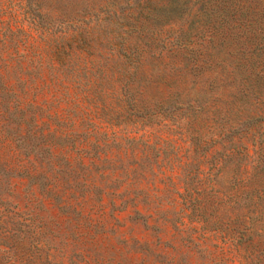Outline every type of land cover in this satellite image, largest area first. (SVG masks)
<instances>
[{
  "label": "rangeland",
  "instance_id": "1",
  "mask_svg": "<svg viewBox=\"0 0 264 264\" xmlns=\"http://www.w3.org/2000/svg\"><path fill=\"white\" fill-rule=\"evenodd\" d=\"M24 2L0 264H264V0Z\"/></svg>",
  "mask_w": 264,
  "mask_h": 264
},
{
  "label": "trees",
  "instance_id": "2",
  "mask_svg": "<svg viewBox=\"0 0 264 264\" xmlns=\"http://www.w3.org/2000/svg\"><path fill=\"white\" fill-rule=\"evenodd\" d=\"M30 1L32 0H26V3L25 4H22L20 5V8L21 9H24V12H31V10L35 11L32 7H31V3ZM37 2H39V0H35ZM20 2L22 3V0H20ZM2 11H3V8H2V4L0 3V16H2ZM42 10H39L38 12H41ZM44 12L45 14H48L50 11L49 10H45L44 9ZM50 15H51V12H50ZM4 29H5V26H3V22L2 20L0 19V33L4 34ZM8 29V28H7ZM6 30V29H5ZM6 34V33H5ZM7 35H5L6 37ZM4 44V37L3 38H0V50H1V46ZM4 46V45H3Z\"/></svg>",
  "mask_w": 264,
  "mask_h": 264
}]
</instances>
